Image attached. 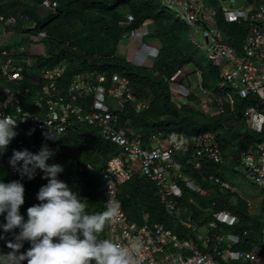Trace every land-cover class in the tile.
Returning <instances> with one entry per match:
<instances>
[{"label":"built area","instance_id":"1","mask_svg":"<svg viewBox=\"0 0 264 264\" xmlns=\"http://www.w3.org/2000/svg\"><path fill=\"white\" fill-rule=\"evenodd\" d=\"M156 1L188 26L195 47L203 53V43L208 46L205 56L223 68L226 86L242 98L253 94L264 103V0H247L245 6H237L236 0H222V15L227 23L249 22L239 49L219 29L217 10L203 0ZM42 5L57 10L59 4L56 0H42ZM134 21L133 15H128L121 25L129 27ZM139 35V30L131 29L128 39L136 40ZM39 37L46 34L40 32ZM23 53L22 46L18 49L5 46L0 50V76L13 85L2 89L0 114L12 115L18 121L17 126L24 124L41 133L62 135L74 124L92 126L120 150L102 172L106 202L111 200L118 209L111 222L105 224V238L122 246L139 242L140 264H264V213L255 241L248 229L240 227L239 218L232 212L215 211V201L198 200V196L212 194L208 193L207 184L218 187L221 193L236 194L227 181L210 170L225 163L222 141L215 134L187 136L171 132L144 139L129 124L120 126V114L127 104L134 103L139 108L147 105L136 100L127 77L85 72L65 83L67 61L36 67V62L30 64L20 58ZM152 59L154 48L143 42L128 57L131 63L145 67L152 65ZM24 82L27 86L22 85ZM167 82L175 102L189 98L192 93L184 68L178 69ZM227 96L233 105L232 94ZM80 101L89 102V109L85 110ZM25 102L32 103L36 111H27ZM244 116L249 118L254 132L264 134V112L249 108ZM129 165L153 183L162 211L180 224L177 231L167 228L157 211L153 215L141 211L130 216L121 197V186L130 177ZM87 168L92 170L94 166ZM235 169L263 192V202L256 205L259 211L254 212L260 214L264 208V139L241 151ZM10 174L23 181L13 167ZM245 200L251 210L253 203ZM230 201L234 204L236 196ZM198 203L203 206L201 211L195 210ZM5 245L6 241H0V246Z\"/></svg>","mask_w":264,"mask_h":264},{"label":"trees","instance_id":"2","mask_svg":"<svg viewBox=\"0 0 264 264\" xmlns=\"http://www.w3.org/2000/svg\"><path fill=\"white\" fill-rule=\"evenodd\" d=\"M211 1L215 2V0ZM66 3L73 9V12H63L58 9L50 22L45 24L39 22L35 29L44 30L48 24L67 19L70 14L79 16V20H81L89 12L95 13L91 20L94 25L103 23L100 28L102 27V30L109 29L110 24L106 23V17L112 18L121 6L129 5L131 10L129 15H133L135 20L133 24L129 27H123L121 22L126 19L119 18L117 23L114 22L112 28L117 29L120 33H126L128 36L129 30H140L145 23L152 22L155 29L148 36L150 41L152 40L154 43H152L154 47L153 63L150 67L135 65L120 57L117 54V49L110 54L90 57L86 53L67 46L59 51L50 50L48 55H37L35 66L50 67L59 62L67 61L69 66L65 83H68L74 75L85 72L108 76L120 74L127 77L136 100L145 102L147 105L145 108H139L134 103L127 104L120 114V126L125 127L129 124L132 131L141 134L144 139L157 134L165 136L171 132L182 133L187 136L213 133L218 140L222 141L225 163L216 167L212 166L210 170L217 172L225 181L229 176H237L239 172L235 168L239 165L241 151L262 141L264 134L256 133L253 130H248L246 133L242 130L234 133L231 128L233 126L243 127L246 124L247 119L244 112L249 108L264 112L262 100L253 94L242 98L234 89L226 86L223 68L211 62L192 44L188 26L156 0H66ZM215 9L218 17L224 20L221 7L217 6ZM1 12L3 10L0 8V15ZM27 13V10H23V14ZM224 22L226 21L224 20ZM13 25L20 27L19 23ZM235 25L238 27V31L235 30V27H230L232 37L227 40L239 49L248 32L249 22L244 20ZM188 65L195 67L194 73H200L201 88L214 94L212 106L221 108L226 113L204 114L197 107L199 104L197 96L192 93L189 98L194 106H180L173 100L167 79L178 69H183ZM22 85L27 86V83L24 82ZM6 86L13 87L11 83L0 76V97L2 89ZM226 94H232L233 105L225 99ZM79 104L85 110L89 109V102L80 101ZM24 108L29 112L36 111L32 103L25 102ZM30 130L24 124L17 126L18 134L7 146V150L0 154V179L6 175V178L3 179L6 182L7 177L11 176L10 168L12 166L9 164V158L14 149L23 150L26 148L32 152H37L42 144L47 143L51 148L56 149L55 155L50 157L47 162L49 164L59 163L64 166V171L59 174V178L66 181L74 191H78L87 199L89 212L104 211L106 196L102 172L107 162L112 157L117 156L120 150L104 140L98 130L92 126L74 124L66 134H55L59 137L57 139H47L43 133L36 131L29 134ZM88 165H93L94 168L89 170ZM128 173L130 175L128 181L121 186V197L129 214L137 215L141 211H148L153 215L157 211L165 226L177 231L180 224L170 220L162 211L156 198L153 183L141 177L137 171L130 167H128ZM39 176L40 171L38 170L37 175L30 180L23 177L25 195L31 205L40 202L37 199V192L40 187L36 188L35 183L40 182V180L41 186L47 183L43 180L42 171L41 177ZM212 187L211 195L198 196V200L215 201V211L227 210L232 212L239 218L240 227L248 229L251 238L257 241L262 226L264 208L263 212L256 214L249 209L247 201L239 195L230 192L221 193L218 187ZM232 196L237 198L234 204L230 201ZM16 231L18 232L19 229ZM100 236L105 238V226ZM7 238L12 239L10 233ZM0 249L4 252L10 251L7 243L4 247L0 246ZM27 249L26 241L21 251ZM23 264H27V261H24Z\"/></svg>","mask_w":264,"mask_h":264},{"label":"clouds","instance_id":"3","mask_svg":"<svg viewBox=\"0 0 264 264\" xmlns=\"http://www.w3.org/2000/svg\"><path fill=\"white\" fill-rule=\"evenodd\" d=\"M17 124L12 115L0 114V154L18 134ZM43 134L47 139L59 138ZM55 152L44 143L37 152L14 149L9 158L21 178L30 180L39 170L47 183L37 192L40 202L27 208L25 218L21 213L25 203L22 179H0V241H6L10 249H0V264H140L139 242L122 246L100 236L105 224L117 215V207L108 200L104 211L89 212L87 199L59 178L64 166L47 162ZM9 233L12 239L7 238ZM26 241L30 247L21 251Z\"/></svg>","mask_w":264,"mask_h":264},{"label":"rangeland","instance_id":"4","mask_svg":"<svg viewBox=\"0 0 264 264\" xmlns=\"http://www.w3.org/2000/svg\"><path fill=\"white\" fill-rule=\"evenodd\" d=\"M59 2L57 10L60 9L63 12H73V9L70 8L66 0H56ZM210 6L216 8L219 3L215 0H203ZM237 6L247 5V0H236ZM215 3V4H214ZM0 7L3 12L0 15V50L1 48L8 46L11 49H18L20 46L24 48V53L20 56L23 61H30L35 63L37 55H48L50 50L59 51L63 47H69L71 49L79 50L83 53L88 54L90 57L103 56L105 54H110L115 52V49H118V43L123 37L128 38L126 33H120L117 29L112 28L114 22L117 23L119 18L126 19L129 14H131L130 6H121L113 15V17H106V23L110 26L109 29L100 28L102 24L94 25L91 22L92 18L95 16L94 12L86 13L81 20L79 16L70 14L67 19L57 20L53 23L48 24L44 30L35 29V27L40 22L45 24L50 22L53 16L56 15L57 10L46 8L42 5V0H0ZM23 10H27V14H23ZM32 13V15H31ZM219 29L224 34L226 39H231L232 35L230 33V27H235V30L238 31V27L235 24H227L220 17L217 18ZM14 23H19L20 27H15ZM12 24V25H11ZM155 29V27H153ZM29 30V31H28ZM153 30V29H152ZM27 31V32H26ZM44 32L46 37L40 38L39 33ZM139 30V36L136 40H130L131 44H137L138 46L141 42L149 44L153 47V41H150L151 34L148 30L145 31ZM153 32V31H152ZM121 34V35H120ZM147 36V37H146ZM153 43V44H152ZM125 44V43H124ZM204 50H208V46L203 43ZM154 48V47H153ZM156 53V50H155ZM121 54V52H120ZM205 55V53H204ZM153 61V59H152ZM195 67L185 70L187 77L191 76L192 85L196 82L201 81V76L196 74L194 75ZM189 83V82H188ZM197 98L199 104H197L198 109L206 115H215L222 112L221 108H216L212 106V99L214 94L212 92L206 91L201 87L196 88ZM225 99L229 101L226 94ZM180 106L185 105L184 102H178ZM147 104V103H146ZM246 124L241 126H233L231 131L236 133L241 131L246 133L248 130H252L249 124V118H246ZM130 167V165L128 166ZM131 168V167H130ZM132 169V168H131ZM43 175V172H42ZM41 177V171L40 176ZM6 178V175L3 179ZM15 180L13 177L8 176L6 182ZM46 182L47 180L43 178ZM232 188V192L248 198L251 202L253 200V206L251 207L252 212H258L259 208L256 207V204L259 201V196L261 195L260 191L250 182L246 181L245 177L239 172L237 176H229L226 180ZM214 185L207 184L206 187L209 188L208 193L213 192ZM35 187H41V180L38 183H35ZM31 206L28 203V197L25 195V203L21 205V213L27 218V208ZM208 208V206L204 207ZM201 211L203 206L197 204L195 210ZM132 217L133 215L130 214ZM28 248L30 243L27 242Z\"/></svg>","mask_w":264,"mask_h":264},{"label":"crops","instance_id":"5","mask_svg":"<svg viewBox=\"0 0 264 264\" xmlns=\"http://www.w3.org/2000/svg\"><path fill=\"white\" fill-rule=\"evenodd\" d=\"M218 3H219V5L218 6H220L221 7V9H222V7H223V5H224V3L222 2V0H216ZM153 27H155L154 26V24L152 23V22H147V23H145L144 25H143V27L140 29V31H143L144 30V33H146L145 31L146 30H148L149 31V33L151 32L152 33V31H154V28ZM153 29V30H152ZM125 43V44H124ZM132 43V42H131ZM130 43V40L128 39V38H122V39H120V41H119V45H118V49H117V54L120 56V57H123V58H125V59H127L128 60V57H129V53H130V51H133L134 49H136L137 48V44H131ZM120 52H121V54H120ZM191 67H193L194 68V66L193 65H188V66H186L185 68H184V70H187V69H190ZM194 72H195V70H194ZM196 74H198V75H200V73L199 72H196V73H194V75H196ZM188 82H189V86H190V88H191V92H192V94L193 95H196L197 96V92L198 91H196V88H199V87H201V81L200 82H196L195 84H193L192 85V82H191V76L190 77H188ZM180 102H184L185 103V105H188V106H194V104H193V102L191 101V99L190 98H187V99H181V100H179ZM258 191H260V193H261V195L259 196V201H258V203L256 204L257 206H259L262 202H263V192L261 191V190H259L258 188H256ZM247 196H245L244 198L245 199H247V200H249L248 198H246ZM251 200V199H250ZM252 202H253V200H252Z\"/></svg>","mask_w":264,"mask_h":264}]
</instances>
